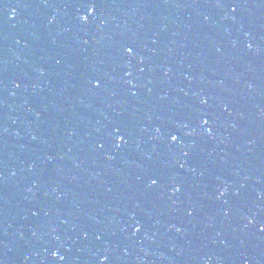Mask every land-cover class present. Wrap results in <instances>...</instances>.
<instances>
[{"label":"water","instance_id":"obj_1","mask_svg":"<svg viewBox=\"0 0 264 264\" xmlns=\"http://www.w3.org/2000/svg\"><path fill=\"white\" fill-rule=\"evenodd\" d=\"M56 1L0 0V75L25 46Z\"/></svg>","mask_w":264,"mask_h":264},{"label":"snow or ice","instance_id":"obj_2","mask_svg":"<svg viewBox=\"0 0 264 264\" xmlns=\"http://www.w3.org/2000/svg\"><path fill=\"white\" fill-rule=\"evenodd\" d=\"M101 3V0H79V6L86 9V13H93L97 8H99ZM233 11H235V8L233 9ZM13 12H15V9H13ZM80 19L82 21L87 22L89 20V15L88 14H84L80 16ZM94 19V17H93ZM252 45H249V47H251ZM125 51L129 56H134L135 55V51L133 47L130 46H125ZM95 86L99 85V81H95L94 82ZM202 123L206 124L208 121L207 120H203L201 121ZM158 132H160V129H157ZM115 139L118 142V146H119V142H124L126 143L125 137L127 135V130L122 129L120 127H117L115 129ZM161 136H164V133H161ZM167 139L169 142H177L180 140V133L179 131L173 132V131H168L167 132ZM183 155L185 157L188 156V152H184ZM181 167H183V165H181ZM151 185H155L157 183V179H151L150 180ZM175 191H179V186H177L176 189H174ZM260 228L262 230H264V223L260 224ZM139 229V225L137 226V230ZM58 253L57 252H53L52 255L56 256ZM61 259H63V257H60ZM104 259H107V257H105Z\"/></svg>","mask_w":264,"mask_h":264}]
</instances>
